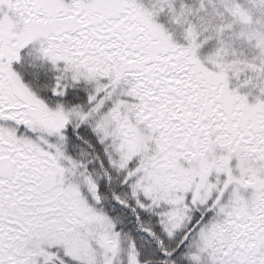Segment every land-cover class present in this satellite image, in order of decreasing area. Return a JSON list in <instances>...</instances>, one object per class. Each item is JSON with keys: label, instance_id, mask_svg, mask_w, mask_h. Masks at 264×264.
I'll list each match as a JSON object with an SVG mask.
<instances>
[{"label": "snow or ice", "instance_id": "6c2138e0", "mask_svg": "<svg viewBox=\"0 0 264 264\" xmlns=\"http://www.w3.org/2000/svg\"><path fill=\"white\" fill-rule=\"evenodd\" d=\"M0 264H264V0H0Z\"/></svg>", "mask_w": 264, "mask_h": 264}]
</instances>
